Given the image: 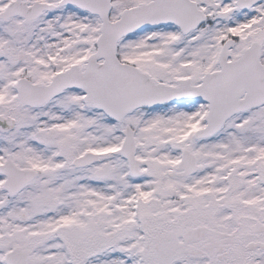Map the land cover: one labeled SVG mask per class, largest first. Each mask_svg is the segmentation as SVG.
Here are the masks:
<instances>
[{
	"label": "snow or ice",
	"instance_id": "obj_1",
	"mask_svg": "<svg viewBox=\"0 0 264 264\" xmlns=\"http://www.w3.org/2000/svg\"><path fill=\"white\" fill-rule=\"evenodd\" d=\"M0 264H264V0H0Z\"/></svg>",
	"mask_w": 264,
	"mask_h": 264
}]
</instances>
